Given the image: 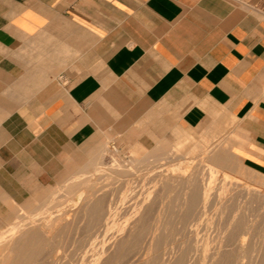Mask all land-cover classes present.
Listing matches in <instances>:
<instances>
[{"label":"crops","instance_id":"0c3cea01","mask_svg":"<svg viewBox=\"0 0 264 264\" xmlns=\"http://www.w3.org/2000/svg\"><path fill=\"white\" fill-rule=\"evenodd\" d=\"M127 123L264 174V0H0V234Z\"/></svg>","mask_w":264,"mask_h":264},{"label":"rangeland","instance_id":"374dc122","mask_svg":"<svg viewBox=\"0 0 264 264\" xmlns=\"http://www.w3.org/2000/svg\"><path fill=\"white\" fill-rule=\"evenodd\" d=\"M141 126H146L145 122ZM127 127H129V128L126 129ZM130 127H131V125L127 123V124L124 125L125 129L123 131H121V132L119 131L115 135L113 134L111 137L109 136L106 139H104L100 135L95 140H92L89 143L88 146L86 144L80 150L81 152H84V154H81L79 156V158L76 160L75 168L73 169L72 173L69 172L68 176H64V178L62 180H60V182L56 186L51 187L48 190H46L44 192V194L42 195V197L40 198V200H37V201L31 200L26 205L22 206L20 208V210L18 211V213L4 227V229L2 231L3 233L0 234V235H2V237L0 236V240L2 238L6 239V236H7V239H11V240H13L14 239L13 237H15V240H16V239H18V237H20V235L24 234L23 232H25V230H27V228L32 227V225H35L36 223L40 222V220L42 221L43 218L48 217V215L51 216V215L57 214V213H59V211L68 208L70 205H72L73 201L77 200V195L75 196V195L66 194V192L69 189V187L67 185L70 186V184L74 183V181H75V183H77L76 181H81V179L91 178V179L95 180L94 188L93 187H89L90 189L88 188V190H91V188H92L91 191H96L95 189H97L99 194L96 191L97 193L94 192L95 195L97 194L98 195V196L96 195L97 197L100 196L101 198H103V200H104V204L103 205H104L105 210H106L107 207L111 208V210H112L111 212H109L110 210H107V212H106V213H110V214H108L105 217H103L98 222V225L93 228L92 232L89 233L91 235H89V234H87V229H88L87 228V223L89 222V220L86 217L83 218L82 212H78L77 216L76 215L75 216H71L72 212H69L68 213V217H69L68 219L69 220H66L67 225L63 228V231L61 232V234H64L63 232H65V234L64 235L59 234L57 236V239L54 236L53 237L51 236L52 238L48 237V239H50V241L48 240V242H49L48 246H47V244H46V247L44 246L45 247V249H44L45 251L44 250L42 251V253H41L42 257L41 258H37V259H33L32 260L33 264L34 263L35 264L36 263H38V264H58L59 263L60 264L61 263L60 260H62L61 264H67V263L64 262L65 261L64 260L65 255H66V257H65L66 260L69 257H71V258L72 257L73 258L76 257V259L74 258V260L78 259V261H79V263H77L78 261H74L73 259L69 258V260H67L69 263L72 261V262H74L73 264H81V261L79 259V257H80L79 255H81L82 252H81V249L79 248L78 244L80 245L82 240L86 241L87 235L89 236V238L87 237L88 238L87 241H88L89 239L90 240H92V239L94 240V238L96 239V237L99 234H101L100 236L102 238L100 236H98L96 240L97 241L100 240V239L103 240V241L101 240V244H100V241H98L99 245L102 246V243H103V245L104 244L105 245L106 244L107 245L110 244L108 246V248H107L108 250L105 253L106 255L103 256V258L105 257V260H108V261H106L108 264H115V263L116 264H127V263L128 264H141V263L145 264L146 263L145 260H146V256H147L146 255L147 254V246L146 245H148V242H149L150 238L152 237V232L151 231H153V229H154L155 221L157 220L155 217H157V215L159 216V222H160V219H161V222H160L161 224L159 223L158 232H159L160 236H164V238L160 237L163 241L161 240V243L159 245V251H160V253H163V252L165 253L166 252L165 250H167L165 248V245H167L166 246L167 248L169 247L168 251L169 250L172 251L171 249L173 248L172 254L170 252H168L171 256L168 253H165V255H166V257H169V256L172 257L173 256L172 258L175 257V259L178 258L181 255L180 258L182 257V260H183V261H181V259H179L181 261V264L184 261L185 262L183 264H186V262H187V264L188 263L189 264H199L200 263L199 261H201V260L202 261L205 260V263L203 261L200 264H207L208 262L210 264L211 263V261H210L211 257L210 256L212 254L211 252H213L212 248L216 247L220 242H223V240L221 241V239H220L221 237L222 238L226 237L224 239L226 241L223 242V244L226 243V242L227 243L230 242L229 244L226 243L227 246L225 248H227V251L228 250L229 251L228 252L226 251L225 255H223L224 258L221 257V261H222V259L227 260L226 256L228 258V256L230 255V258H231V259L229 258L231 260L230 264H234V263H236L235 262L236 261L235 258H238V253H237L236 250H234V251L232 250V247L234 249V241L233 240L235 238L237 239L239 237V235H241L240 237L246 238V246L248 245V247H247V251L241 257H239V259H238L240 262L243 261L244 263L243 262L239 263V261L237 260L238 262L236 264H264L263 263L264 262V244H263L264 243V238H263L264 235H262V234H264V208H263L264 207V200H263L264 197L261 198V197L254 196V198H253V196H248V195H245V194L241 193V191H242L241 189H243L244 186H248L249 188H258L259 190L264 191V186H263L264 174L259 172V171L253 170L252 168L247 167L241 160H237L238 157L236 155H234V153L232 152L231 148L228 145V142L225 139H223V138L219 139V136L216 134V132L211 133V132H209V131H207L205 129H202V130H199V129L198 130L197 129H183V128H179L176 123H172L169 126L166 125L167 130H162L161 129V130L152 131L150 133L151 134L150 137H148L146 131H144V130L135 131V130H131ZM208 134H210V135H208ZM104 142H106L107 148H106V151L104 152V154H102L103 156L101 155V159L102 158L103 159L102 160L100 159V163L97 166V168L96 169H91V170L84 169L85 168V164L88 161L89 156L91 154H93V152H96V151H98L99 148H101V146L100 147L99 146L96 147L95 145L99 144V143L102 144ZM194 144L198 145L197 148L195 149V151L193 153L187 154L186 150H188V148H189L188 146L191 147ZM202 144L203 145L204 144H208V145L214 144V145L210 146L212 150L219 149V148L221 149V148L225 147L226 150H227V153H229L228 155L230 157H232L235 161H238L240 165L238 167L235 166V168L233 170H229V172L232 171V173H229L228 170H225L223 168L222 169L221 168L219 169V167L216 168V173L213 174V176H212V178L210 180V182H211L210 183V189L211 190H209L210 191L209 193H210V195L212 194V198L213 199L210 198V200H208L209 201L208 204L206 202L207 205H204V207L201 208V209L205 208L207 211L206 210H204V211L203 210H199L200 213H202V214L204 213V215H202V214L199 215V216L197 215V218L201 216L200 217L201 219L200 218H198V219L196 218L195 219L196 221H198L200 219L199 220L200 222L198 221V224L199 223H202V224H200L199 228H197V226H196L197 222L193 220V221H191L192 224H193V226H192L193 228L190 226V225H192L190 223H189L190 224L189 227L187 226L185 228V226L182 225L183 222L181 220L182 219V211L179 209V206H180L179 200L181 199V198H179V196L181 197L182 192H183V190L185 188H184V186L181 183L180 184L179 183L178 184H171L168 181L164 182V179H162V177L159 176V173L160 174H165L167 172L174 171V169H179V170L182 169V170H184L185 168H187L189 170V173L197 175V177H198V178L196 177L197 179L206 178L207 177L206 175H208V171H209L208 170V166L210 165V163L208 161H206V160L209 159V156L204 153L205 151L203 153H201V149L203 148ZM161 147L164 148L163 149V151H164L163 157L161 156V154H159V152H160L159 149ZM137 149H143L144 153L136 154V150ZM88 151H90L92 153L90 155H87ZM137 158H138L139 161L137 160ZM161 158H165V159H161ZM155 159H156L157 162L155 161ZM202 159L205 160V161H202ZM134 160H137V161H134ZM159 163L162 164V166H160L161 168L159 167V165H160ZM206 165H208V166H206ZM83 166H84V168H83ZM161 169H162V171H160ZM217 169H219L220 171L217 170ZM121 170L122 171L124 170V172H122ZM236 170H237V173H236ZM250 170H251V172H250ZM218 171L220 172V174L222 176L225 175L226 179L228 178V181L226 180L227 182L223 181V179H222L223 177L219 176L220 174H219ZM111 172H113V173L111 174ZM176 172H178V171H176ZM221 172H225V173L223 174ZM203 173H204V175H203ZM226 173H228L229 175L226 174ZM115 174H117V175H115ZM237 174L239 175V177H238ZM259 174H261V175H259ZM99 175H101V176H99ZM235 175H237V176H235ZM215 176H216V178H215ZM239 178H241V179H239ZM242 178L243 179L245 178L244 179L245 181H243ZM220 179L223 181L224 184H222L221 181H219V182L217 181V180H220ZM240 180H242L243 182L240 181ZM71 181H73V182H71ZM130 181H131V183H130ZM160 181L163 182L164 186L162 184H160V183H162ZM234 181H236L237 182L236 184H239L240 187L238 185L236 186L234 184ZM261 181H262V183H261ZM220 182H221L222 186L219 185ZM228 182H230V185L228 184ZM214 183L215 184L217 183V185L215 186ZM250 183H252V184H250ZM211 184H212V186H211ZM218 185H219V188H218ZM232 185H234L233 187H235V188H233ZM251 185H253V186H251ZM254 185H256V186H254ZM260 185H262V186H260ZM170 186H172V187L170 188ZM227 186L232 187V189L227 187ZM237 187H238V189H237ZM222 189L224 191H225V189H228V190L225 191V192L228 191L227 192L228 194H226ZM78 190L85 192V190H87V186H82L81 188L78 187ZM125 190H126V192H125ZM154 191L157 192V195L153 194ZM158 192H161V193H158ZM101 193L106 195V197H104V195H102ZM127 193H129V194H127ZM162 193L164 194V196H161V195H163ZM148 194H150V195L152 194V196L154 195L155 202L153 204L155 206H153V204H152L150 209L149 210L147 209V213H148L147 217L148 216L149 217L148 218L146 217L147 220H144V222L146 223V224L144 223V225H146V231L140 237H138V239L136 241H133V239H134L133 236L128 237V241L129 242L131 241L130 243L134 242L132 244V245H134L133 247H131L132 245L129 242H126V243H129V244H126V243H124L125 245L122 244L121 245L122 247L119 246L120 245V242H118L119 239H120L121 242L125 241L126 236H127V231H124L123 232L124 234L123 233L119 234L121 226H124L125 224H127V222L128 223L131 222V221L134 222L137 219V217H134L135 215H133L134 209L137 206L136 204L139 201H141ZM159 194H160V196H159ZM239 194H241L243 196V198ZM68 195H70V198L68 197ZM127 195H128V198H126ZM217 195H219V196L223 195V196H221L222 199H220L219 196H218V200H217L216 199ZM226 195H227V197H226ZM236 195H237L238 199L236 198ZM244 195H245V198H244ZM224 197H226V198H224ZM229 197L230 198L232 197V198L229 199ZM234 198H236V199H234ZM241 198L244 201V202L242 201L243 203L239 202V201H241ZM259 198L262 201H260ZM225 199H227V200H225ZM244 199H246V200L250 199V201L246 203V201ZM251 200H252V202H251ZM163 201H164V203H163ZM166 201L169 202V203H167ZM215 201L216 202L219 201V203L216 205ZM226 201H228L227 204L229 203L228 205H230V207L227 204L224 205V203H226ZM235 201H237L239 203L236 204ZM211 203H213L214 205L211 204ZM54 204H56V205H54ZM167 204H169V206ZM209 204H211L210 205L211 207L208 206ZM221 204H223V205H221ZM225 206H227V207H225ZM238 206H240L241 209H240V207L238 208ZM206 207H209V209L206 208ZM224 207H225V209H224ZM229 208L230 209L232 208L231 211H228V210H230ZM237 208H238V213L241 210L239 214L235 213ZM163 210H164L165 213L162 212ZM159 211H161V212H159ZM166 212H167V214H166ZM152 213H153V215H152ZM242 214H243V216H242ZM113 215L115 216L114 217L115 220L114 219H110V217L112 218ZM154 215H156V216L154 217ZM237 215H238V217H236ZM107 216H108V218H107ZM152 216L156 220H154V218ZM233 216L236 217L237 219L235 218L236 219L235 220L233 218ZM77 217H78V219H77ZM243 217H244V219L247 222L244 221ZM105 218H107L108 222H104V220L107 221ZM240 218L243 219V220H241ZM33 219H35V220H33ZM109 219L112 220L113 222H110ZM231 220H233L234 223ZM206 221H207V223H209V225L206 223ZM230 221L232 222V224L234 226L231 225ZM81 222H83V223L81 224ZM84 222H87V223H84ZM114 222H115V225L117 227L114 226ZM237 222H239V226H238ZM109 223H111V224H109ZM112 223H113V225H112ZM228 223H230V224H228ZM235 223H236V225H235ZM246 223L249 224L250 226L247 225ZM15 225L17 226L15 231L13 232V234H10L11 233L10 228H12ZM219 225H220V227H219ZM242 225H244V226H242ZM227 226L232 227V228H229ZM235 226H237L236 227L237 230H235ZM240 226L242 227V229H246V231L243 230L246 233H244L241 230ZM83 227L85 228V230H84ZM243 227H245V228H243ZM24 228H25V230H24ZM112 228H115V229L119 228V229L116 231V230H114ZM196 228H197V231H196ZM224 228H226V229L224 230ZM239 228H240V230H239ZM100 229L103 232H105L104 230H106V233H101L102 231H100ZM183 229L184 230L186 229L187 232L183 231ZM194 229H195V231H194ZM227 229H229V230H227ZM230 229H231V233H233V234H228V233H230ZM17 230H18V232H17ZM115 231H116L117 234L115 233ZM239 231H241V232H239ZM258 231H260V232H258ZM110 232H113L114 234L110 235L111 234ZM196 232H197V234H196ZM223 232H225V233H223ZM93 233L95 234V237L93 236L94 235ZM96 233H98V234H96ZM239 233H241V234H239ZM242 233L246 234L247 237H246V235L244 237V234H242ZM76 234H77L78 237L79 236L80 237L78 238L76 236ZM84 234H87V235H84ZM103 234H105V235H103ZM106 234H108L107 235V236H109L108 238L106 237ZM115 234H116V236H115L116 239L119 238L118 241L112 237ZM222 234H223L224 237L222 236ZM228 235H230V236H228ZM234 235H235V237L233 238ZM103 236H105V237H103ZM82 237H84V238H82ZM123 237H125V238H123ZM104 238L106 240L108 239L109 242L113 243V246H111V243H109L108 241L104 240ZM122 238L124 240H122ZM183 239H184V241H183ZM190 239L192 240V242L190 241ZM166 240H167V242H166ZM201 240L206 245V247L204 246L205 248L202 246L203 243H201L202 242ZM204 240L208 241L207 244H206V242ZM248 240H250V243L247 242ZM254 240L256 241V243L253 242ZM72 241H74L73 243H75V244L71 243ZM115 241H117L118 243L115 242ZM142 241H144V242H142ZM165 242L167 244H165ZM70 243H71L72 246H75L74 247L75 250L71 251L74 248L70 245ZM115 243L118 244L117 247H116ZM258 243H261L262 247H259V246H261V244H258ZM168 244H171V245H168ZM226 244H224V245H226ZM249 244H250L251 247H255L256 246V248L255 249L251 248L249 246ZM253 244H256V245L253 246ZM99 245H97V247ZM183 245L185 247H182ZM176 247H178V248H176ZM183 248H185V249H183ZM201 248H203V251H202ZM206 248H207V250H206ZM208 248L210 249L209 250L210 253L208 252ZM258 248H259V250H258ZM126 249H128V250H126ZM129 249H131V250H129ZM136 249H137V251H136ZM186 249L189 250V254H191V252H194L192 254H195L196 260H195L194 256H190L187 253ZM252 249H253V251H256V252L255 253L252 252ZM185 250H186V252H184ZM230 250H231V252H230ZM260 250H262V251H260ZM128 251H129V253H128ZM179 251L183 252V253L181 254ZM206 251L209 254H207ZM176 252H179V253L177 254ZM195 252L198 253V254H196ZM173 253H175V254H173ZM202 253L203 254L205 253V255H209L208 258L207 257H202V256H205ZM232 253H233V255H235L234 259H233L234 256L232 255ZM186 254L189 255L190 257H194V259L191 258L192 261H189L191 259L189 258V256L187 257ZM68 255H69V257H67ZM185 255H186L187 258L185 257ZM58 256L60 257V260H59V258H57ZM231 256H233V257H231ZM54 258H56V259L54 260ZM184 259H186L187 261L184 260ZM229 259H228V264H229ZM217 261H218L217 264H219V263L225 264L223 262H226V261H222L221 262L220 260H217ZM215 263H213V264H215ZM226 264H227V262H226Z\"/></svg>","mask_w":264,"mask_h":264},{"label":"bare ground","instance_id":"6f19581e","mask_svg":"<svg viewBox=\"0 0 264 264\" xmlns=\"http://www.w3.org/2000/svg\"><path fill=\"white\" fill-rule=\"evenodd\" d=\"M209 133V132H208ZM208 135H210V134H208ZM216 136V135H215ZM206 140V139H205ZM209 141V140H208ZM191 145V144H190ZM200 145V144H199ZM203 145V144H202ZM211 145H214V144H210V145H203V148L201 149V153H203L204 151V153L205 154H207L208 156H209V159L208 160H206V161H208L209 163H210V165L208 166V165H206V166H208V175H206L207 177L206 178H202V179H197L198 177H197V175H195V174H191V173H189V170L187 169V168H183L184 170H179V169H174V171H171V172H167V173H165V174H160L159 173V176L160 177H162V179H164V182H169V183H171V184H182L183 186H184V190H183V192H182V195H181V197L179 196V198H181L180 200H179V204H180V206H179V209L182 211V222H183V224L182 225H184L185 226V228L188 226L189 227V225L190 224H192V222L191 221H196L195 219L197 218V215L199 216V215H201L202 213H200V211L199 210H206L205 208L204 209H201L202 207H204V205H207L208 204V200H210V198H212V194L210 195V191L209 190H211L210 189V180H211V178H212V176H213V174H215L216 173V168L217 167H219V169L221 168H223V169H225V170H228V172H229V170H233L234 168H235V166H239L240 164H239V162L238 161H235L232 157H230L228 154L229 153H227V150H226V148L225 147H223V148H219V149H214V150H212L211 149ZM197 144H194V145H192L191 147L190 146H188L189 148H188V150H186L187 152V154H190V153H193L194 151H195V149L197 148ZM201 146V145H200ZM199 146V147H200ZM106 148H107V146L105 147V148H103L100 152H98L96 155H94L92 158H91V160L88 162V163H86L85 164V168H84V166H83V168L84 169H86V170H91V169H96L97 168V166L99 165V163H100V159H101V155L102 154H104V152L106 151ZM163 149L164 148H160L159 149V154H161V156L163 157V154H164V151H163ZM229 151V150H228ZM138 153H144V151H143V149H137L136 150V154H138ZM185 153V154H186ZM158 154V153H157ZM171 154V153H170ZM103 156V155H102ZM103 159V158H102ZM101 159V160H102ZM161 159H165V158H161ZM137 160H138V158H137ZM137 160H134V161H137ZM237 160H240L239 158H237ZM139 161V160H138ZM155 161H156V159H155ZM163 161V160H162ZM179 161V160H178ZM201 161V160H200ZM202 161H205V160H203L202 159ZM103 162V161H102ZM154 162V161H153ZM157 162V161H156ZM164 162V161H163ZM207 162V163H208ZM241 162V161H240ZM137 163V162H136ZM162 163V162H161ZM201 163V162H200ZM208 163V164H209ZM102 164V163H101ZM157 164V163H156ZM160 164V163H159ZM158 164V165H159ZM157 165V166H158ZM202 165V164H201ZM156 166V167H157ZM160 166H162V164H160L159 165V167ZM199 167V166H198ZM108 168V167H107ZM161 168V167H160ZM166 168V167H165ZM203 168V167H202ZM142 169V168H141ZM164 169V168H163ZM207 169V168H206ZM205 169V170H206ZM219 169H217V170H219ZM241 169V168H240ZM248 169V168H247ZM108 170V169H107ZM137 170V169H136ZM148 170V169H147ZM152 170V169H151ZM178 171V172H176V171ZM81 171V170H80ZM111 171V170H110ZM113 171V170H112ZM116 171V170H115ZM122 171V170H121ZM160 171H162V169L160 170ZM220 171V170H219ZM218 171V172H219ZM222 171V170H221ZM78 172V171H77ZM82 172V171H81ZM122 172H124V170L122 171ZM139 172V171H138ZM242 172V171H241ZM244 172V171H243ZM250 172H251V170H250ZM113 172H111V174H112ZM193 173V172H192ZM221 173H225V172H221ZM229 173H232V171L231 172H229ZM234 173V172H233ZM236 173H237V170H236ZM219 174H220V172H219ZM226 174H228V173H226ZM102 175V174H101ZM101 175H99V176H101ZM106 175V174H105ZM115 175H117V174H115ZM203 175H204V173H203ZM229 175V174H228ZM227 175V176H228ZM238 175V174H237ZM237 175H235V176H237ZM252 175V174H251ZM254 175V174H253ZM259 175H261V174H259ZM98 176V177H99ZM109 176V175H108ZM220 177L222 176L221 174L219 175ZM247 176V175H246ZM197 177V178H196ZM223 178V181H225V182H227L228 181V178L226 179V177H225V175H223L222 176ZM238 177H239V175H238ZM103 178V177H102ZM118 178V177H117ZM154 178V177H153ZM215 178H216V176H215ZM218 178V177H217ZM230 178V177H229ZM247 178V177H246ZM252 178V177H251ZM123 179V178H122ZM219 179V178H218ZM232 179V178H231ZM230 179V180H231ZM239 179H241V178H239ZM243 179V178H242ZM245 179V178H244ZM243 179V181H245ZM257 179V178H256ZM76 180V179H75ZM114 180V179H113ZM117 180V179H116ZM119 180V179H118ZM227 180V181H226ZM248 180V179H247ZM262 180V179H261ZM159 181V180H158ZM157 181V182H158ZM218 182L219 181H221L222 182V184H224L223 183V181L220 179V180H217ZM237 181V180H236ZM236 181H234V184L237 186H239V184H236L237 182ZM240 181H242V180H240ZM242 181V182H243ZM71 182H73V181H71ZM77 183H75V181H74V183H72V184H70V186L69 185H67L68 187H69V189H68V193L66 192V194H70V195H77V200H75V201H73V203H72V205H70L68 208H66V209H64V210H61V211H59V213H57V214H54V215H51V216H49L48 215V217H46V218H43L42 219V221L40 220V222H38V223H36L35 225H32V227H29V228H27V230H25V228H24V230H25V232H23L22 234L23 235H20V237H18V239H16L15 240V237H13L14 239L13 240H11V239H7V236H6V239L5 238H2L1 240H0V264H33L32 263V260L33 259H37V258H41L42 256H41V253H42V251L45 249V247H46V244H47V246H48V244H49V242H48V240L50 241V239H48V237H55L56 239H57V236L59 235V234H61V232L63 231V228L67 225V222H66V220H69L68 218V213L69 212H72V215L71 216H77V214H78V212H82V214H83V218L84 217H86L88 220H89V222L87 223V222H84V223H87V234H89V233H91L92 232V230H93V228L94 227H96L97 225H98V222L103 218V217H105L106 215H108V214H110V213H106L107 212V210H110L109 212H111L112 210H111V208H109V207H107L106 208V210H105V208H104V200H103V198H101L100 196L99 197H97L96 195H95V193H97L98 191H97V189H95L96 191H91L92 190V188H91V190H88V188L89 187H93L94 188V183H95V180L94 179H91V178H86V179H81V181H76ZM127 182V181H126ZM160 182H162V181H160ZM221 182H220V184L219 185H221ZM248 182V181H247ZM246 182V183H247ZM130 183H131V181H130ZM146 183V182H145ZM240 183V182H239ZM261 183H262V181H261ZM158 184V183H157ZM160 184H162L163 185V182L162 183H160ZM215 184V183H214ZM226 184V183H225ZM228 184L230 185V182H228ZM227 184V185H228ZM242 184V183H241ZM244 184V183H243ZM250 184H252V183H250ZM258 184V183H257ZM260 184V183H259ZM159 185V184H158ZM217 185V183L215 184V186ZM219 185H218V188H219ZM82 186H87V190H85V192H83V191H80V190H78V187H82ZM131 186V185H130ZM136 186V185H135ZM149 186V185H148ZM164 186V185H163ZM173 186V185H172ZM172 186H170V188L172 187ZM211 186H212V184H211ZM222 186V185H221ZM226 186V185H225ZM224 186V187H225ZM234 185H232V187H233ZM251 186H253V185H251ZM254 186H256V185H254ZM258 186V185H257ZM260 186H262V185H260ZM263 186H264V181H263ZM227 187H229V186H227ZM232 187H229V188H231L232 189ZM240 187V186H239ZM163 188V187H162ZM165 188V187H164ZM221 188V187H220ZM233 188H235V187H233ZM261 188V187H260ZM263 188V187H262ZM66 189V190H67ZM90 189V188H89ZM237 189H238V187H237ZM223 190V189H222ZM226 190H228V189H225V191ZM242 191H241V193H243V194H245V195H248V196H253V198H254V196H257V197H264V191H261V190H259L258 188H249L248 186H244L243 187V189H241ZM263 190V189H262ZM130 191V190H129ZM153 191V190H152ZM157 191V190H156ZM218 191V190H217ZM224 191V190H223ZM224 191V192H225ZM232 191V190H231ZM234 191V190H233ZM236 191V190H235ZM95 192V193H94ZM125 192H126V190H125ZM139 192V191H138ZM155 192V191H154ZM153 192V194H155V195H157V192H155L154 193ZM219 192V191H218ZM217 192V193H218ZM228 192V191H227ZM227 192H225L226 194H228ZM131 193V192H130ZM150 193V192H149ZM158 193H161V192H158ZM170 193V192H169ZM233 193V192H232ZM231 193V194H232ZM98 194H99V192H98ZM102 194V193H101ZM126 194V193H125ZM127 194H129V193H127ZM163 194V193H162ZM178 194V193H177ZM221 194V193H220ZM223 194V193H222ZM230 194V195H231ZM236 194V193H235ZM70 195H68V197L70 198ZM102 195H104V194H102ZM210 195V196H209ZM225 195V194H224ZM234 195V194H233ZM239 195H241V194H239ZM245 195H244V198H245ZM59 196V195H58ZM159 196H160V194H159ZM158 196V197H159ZM161 196H164V194L163 195H161ZM218 196L219 195H217L216 197V199L218 200ZM221 196H223V195H221ZM221 196H219V198L220 199H222L221 198ZM242 196V195H241ZM240 196V197H241ZM72 197V196H71ZM104 197H106V195H104ZM157 197V198H158ZM226 197H227V195H226ZM226 197H224V198H226ZM235 197V196H234ZM256 197V198H257ZM68 198V199H69ZM126 198H128V195H127V197ZM132 198V197H131ZM138 198V197H137ZM156 198V199H157ZM167 198V197H166ZM165 198V199H166ZM223 198V199H224ZM232 198V197H231ZM230 197H229V199H231ZM236 198L238 199V197H237V195H236ZM236 198H234V199H236ZM242 198H243V196H242ZM241 198V201H239V202H242L243 201V199ZM249 198V197H248ZM65 199V198H64ZM119 199V198H118ZM213 199V198H212ZM211 199V200H212ZM215 199V200H216ZM228 199V198H227ZM227 199H225V200H227ZM252 199V198H251ZM139 200V199H138ZM137 200V201H138ZM224 200V201H225ZM233 200V199H232ZM231 200V201H232ZM245 201H246V203L247 202H249L250 201V199L248 200H246V199H244ZM259 200L260 201H262L260 198H259ZM264 200V199H263ZM72 201V200H71ZM115 201V200H114ZM125 201V200H124ZM165 201V200H164ZM164 201H163V203H164ZM222 201V200H221ZM220 201V202H221ZM229 201V200H228ZM228 201H226V203H224V205L225 204H227V202ZM230 201V202H231ZM111 202V201H110ZM113 202V201H112ZM155 202V197H154V195L152 196V194L150 195V194H148L147 196H145L141 201H139L136 205V208L134 209V213H133V215H135L134 217H137V219L134 221V222H127V224H125L124 226H121V229H120V232H119V234H122L124 231H127V236H126V239H125V241H120V239L119 238H117L116 239V231L119 229H115V228H112V229H114V230H116L115 231V235L114 236H112L114 239H116L117 241H118V239H119V241L118 242H120V245L119 246H121L122 244H124V243H126V242H129L128 241V237H131V236H133V241H136L137 239H138V237H140L145 231H146V225H144V220H147L146 219V217H147V215H148V213H147V209L149 210L150 209V207L152 206V204ZM167 202V201H166ZM206 202H207V204H206ZM216 202V201H215ZM223 202V201H222ZM221 202V203H222ZM236 202V204L237 203H239V202H237V201H235ZM244 202V201H243ZM242 202V203H243ZM251 202H252V200H251ZM116 203V202H115ZM167 203H169V202H167ZM171 203V202H170ZM177 203V204H178ZM219 203V201H217L216 202V205ZM232 203V202H231ZM57 204V203H56ZM56 204H54V205H56ZM172 204V203H171ZM211 204H213V203H211ZM211 204H209L208 206H210ZM229 204V203H228ZM227 204V205H228ZM245 204V203H244ZM110 205V204H109ZM134 205V204H133ZM168 206H169V204H167ZM214 205V204H213ZM221 205H223V204H221ZM232 205V204H231ZM239 205V204H238ZM107 206V205H106ZM153 206H155L154 204H153ZM229 207H230V205H228ZM233 206V205H232ZM134 207V206H133ZM166 207V206H165ZM211 207V206H210ZM213 207V206H212ZM225 207H227V206H225ZM225 207H224V209H225ZM235 207V206H234ZM240 206H238V208H239ZM250 207V206H249ZM53 208V207H52ZM172 208V207H171ZM206 208H208L209 209V207H206ZM238 208H237V210H236V212L235 213H237V214H239L240 213V211H239V213H238ZM248 208V207H247ZM264 208V207H263ZM177 209V208H176ZM228 209V208H227ZM230 209V208H229ZM232 209V208H231ZM231 209L230 210H228V211H231ZM240 209H241V207H240ZM42 210V209H41ZM53 210V209H52ZM159 210V209H158ZM217 210V209H216ZM223 210V209H222ZM234 210V209H233ZM254 210V209H253ZM114 211V210H113ZM154 211V210H153ZM169 211V210H168ZM179 211V210H178ZM202 211V212H203ZM207 211V210H206ZM149 212V211H148ZM159 212H161V211H159ZM162 212H164V210L162 211ZM174 212V211H173ZM177 212V211H176ZM222 212V211H221ZM233 212V213H234ZM243 212V211H242ZM256 212V211H255ZM116 213V212H115ZM165 213V212H164ZM244 213V212H243ZM247 213V212H246ZM74 214V215H73ZM151 214V213H150ZM166 214H167V212H166ZM181 214V213H180ZM152 215H153V213H152ZM202 215H204V213L202 214ZM222 215V214H221ZM230 215V214H229ZM234 215V214H233ZM236 215V214H235ZM241 215V214H240ZM247 215V214H246ZM80 216V215H79ZM156 215H154V217H155ZM242 216H243V214H242ZM248 216V215H247ZM253 216V215H252ZM110 217V216H109ZM114 215L112 216V218L110 217V219H114ZM133 217V216H132ZM149 217V216H148ZM147 217V218H148ZM153 217V216H152ZM151 217V218H152ZM153 217V218H154ZM201 217V216H200ZM200 217H198V218H200ZM236 217H238V215L236 216ZM236 217H234L233 216V218L235 219ZM240 217V216H239ZM22 218V217H21ZM73 218V217H72ZM75 218V217H74ZM81 218V217H80ZM107 218H108V216H107ZM107 218H105L106 220H107ZM157 220H156V219ZM154 218V220H156L155 221V225H154V229H153V231H151L152 232V237L150 238V240H149V242H148V245H146L147 246V256H146V263L145 264H181V261H183L182 260V257L180 258V256L178 257V258H176L175 259V257L174 258H172V257H170L171 255L168 253V252H170L171 254H172V252H173V248L171 249L172 251H168V249H169V247L167 248L166 246L167 245H165V244H167L166 242H167V240H166V242H165V248L167 249V250H165L166 252L165 253H168L170 256L169 257H166V255H165V253L163 252V253H160V251H159V245H160V243H161V238L163 237L164 238V236H160V234H159V232H158V230H159V223L161 222V219H160V222H159V216L157 215V217H155ZM197 218V219H198ZM232 218V217H231ZM248 218V217H247ZM77 219H78V217H77ZM76 219V220H77ZM109 219V220H110ZM201 219V218H200ZM199 219V220H200ZM229 219V218H228ZM237 219V218H236ZM235 219V220H236ZM241 219V218H240ZM243 219H244V217H243ZM243 219H241V220H243ZM33 220H35V219H33ZM87 220V221H88ZM115 220V219H114ZM173 220V219H172ZM198 220V221H199ZM83 221V220H82ZM198 221H196L197 222V224H198ZM208 221V220H207ZM207 221H206V223H207ZM232 222H233V220H231ZM230 221V223H231V225H233L232 224V222ZM239 221V220H238ZM244 221H246L245 219H244ZM258 221V220H257ZM70 222V221H69ZM79 222V221H78ZM104 222H108V220L107 221H105L104 220ZM110 222H113L112 220H110ZM195 222V223H196ZM200 222V221H199ZM203 222V221H202ZM226 222V221H225ZM247 222V221H246ZM33 223V222H32ZM83 222H81V224H82ZM180 223V222H179ZM190 223V224H189ZM230 223H228V224H230ZM234 223V222H233ZM238 223V226H239V222H237ZM241 223V222H240ZM243 223V222H242ZM109 224H111V223H109ZM146 224V223H145ZM161 224V223H160ZM180 224V225H181ZM196 224V226H197V228H199V226H200V224H202V223H199L198 225ZM208 225H209V223H207ZM247 224V223H246ZM30 225V224H29ZM112 225H113V223H112ZM175 225V224H174ZM195 225V224H194ZM223 225V224H222ZM235 225H236V223H235ZM247 225H249V224H247ZM110 226V225H109ZM114 226H116L115 225V222H114ZM173 226V225H172ZM183 226V227H184ZM191 227L193 226V224L192 225H190ZM218 226V225H217ZM234 226V225H233ZM242 226H244V225H242ZM250 226V225H249ZM16 225L15 226H13L12 228H10V231H11V233L10 234H13V232L15 231V229H16ZM19 227V226H18ZM25 227V226H24ZM27 227V226H26ZM100 227V226H99ZM117 227V226H116ZM151 227V226H150ZM195 227V226H194ZM205 227V226H204ZM219 227H220V225H219ZM224 227V226H223ZM227 227H229V226H227ZM237 226H235V230H237V228H236ZM241 227V226H240ZM71 228V227H70ZM84 228V227H83ZM193 228V227H192ZM197 228H196V231H197ZM229 228H232V227H229ZM234 228V227H233ZM243 228H245V227H243ZM252 228V227H251ZM102 229V228H101ZM100 229V231H102ZM226 228H224V230H225ZM8 230V229H7ZM84 230H85V228H84ZM190 230V229H189ZM199 230V229H198ZM216 230V229H215ZM220 230V229H219ZM223 230V231H224ZM227 230H229V229H227ZM239 230H240V228H239ZM241 230L243 231V230H245L246 231V229H242V227H241ZM248 230V229H247ZM260 230V229H259ZM21 231V230H20ZM65 231V230H64ZM75 231V230H74ZM105 232H101V233H106V230H104ZM181 231V230H180ZM183 231H185V232H187L186 231V229L184 230L183 229ZM194 231H195V229H194ZM218 231V230H217ZM245 231H243L244 233H246ZM262 231V230H261ZM17 232H18V230H17ZM95 232V231H94ZM192 232V231H191ZM239 232H241V231H239ZM258 232H260V231H258ZM3 233V232H2ZM1 233V234H2ZM21 233V232H20ZM64 234H65V232H63ZM108 233V232H107ZM111 234L110 235H112V234H114L113 232H110ZM126 233V232H125ZM172 233V232H171ZM182 233V232H181ZM180 233V234H181ZM223 233H225V232H223ZM244 233H242V234H244ZM64 234H61V235H64ZM87 234H84V235H87ZM94 234V233H93ZM96 234H98V233H96ZM109 234V233H108ZM108 234H106V237L108 238L109 236H107ZM124 234V233H123ZM196 234H197V232H196ZM228 234H233V233H231V229H230V233H228ZM239 234H241V233H239ZM250 234V233H249ZM248 234V235H249ZM259 234V233H258ZM262 234V233H261ZM9 235V234H8ZM43 235V236H42ZM73 235V234H72ZM83 235V236H84ZM89 235H91V234H89ZM101 234H99L98 236H100ZM103 235H105V234H103ZM201 235V234H200ZM226 235V234H225ZM245 235L246 234H244V237H245ZM254 235V234H253ZM262 235H264V234H262ZM1 237H2V235H0ZM10 236V235H9ZM76 236H77V234H76ZM94 237H95V234L93 235ZM97 236V235H96ZM97 236V237H98ZM122 236V235H121ZM184 236V235H183ZM192 236V235H191ZM206 236V235H205ZM222 236H223V234H222ZM228 236H230V235H228ZM241 235H239V237L235 240H233L234 241V249H233V247H232V250L234 251V250H236L237 251V253H238V258H235V255H233V253H232V255L234 256H231V257H233V259L235 258L236 259V263L239 261L238 259H239V257H241L246 251H247V247H248V245L246 246V238H243V237H240ZM252 236V235H251ZM255 236V235H254ZM259 236V235H258ZM5 237V236H4ZM51 237V238H52ZM78 237V236H77ZM80 237V236H79ZM78 237V238H79ZM86 237V236H85ZM87 237L89 238V236L87 235ZM86 237V241H84V240H82V242H81V244L79 245L78 244V246H79V248L81 249V255H79L78 257H79V259H80V261H81V264H108L106 261H108V260H105V257L103 258V256L104 255H106L105 253H106V251L108 250L107 248H108V246L110 245H103V243H102V246L101 245H99V242L98 241H100V244H101V240L102 239H100V240H96L97 239V237H96V239L94 238V240L92 239V240H88L87 241V238ZM92 237V236H91ZM101 237V236H100ZM103 237H105V236H103ZM111 237V236H110ZM161 237V238H160ZM224 237V236H223ZM235 237V235L233 236V238ZM246 237H247V235H246ZM82 238H84V237H82ZM102 238V237H101ZM123 238H125V237H123ZM122 238V240H124ZM149 238V237H148ZM191 238V237H190ZM217 238V237H216ZM226 238V237H225ZM225 238H220L221 239V241L223 240V242H225L226 240H224ZM232 238V239H233ZM260 238V237H259ZM264 238V237H263ZM69 239V238H68ZM77 239V238H76ZM110 239V238H109ZM219 239V240H220ZM248 239V238H247ZM250 239V238H249ZM253 239V238H252ZM262 239V238H261ZM67 240V239H66ZM74 240V239H73ZM104 240H106L105 238H104ZM143 240V239H142ZM170 240V239H169ZM200 240V239H199ZM68 241V240H67ZM103 241V240H102ZM106 241H108V239L106 240ZM117 241H115V242H117ZM141 241V240H140ZM163 241V240H162ZM183 241H184V239H183ZM188 241V240H187ZM190 241L192 242V240L190 239ZM194 241V240H193ZM197 241V240H196ZM202 241V240H201ZM205 241V240H204ZM260 241V240H259ZM263 241V240H262ZM48 242V243H47ZM66 242V241H65ZM70 242V241H69ZM74 241H72L71 243H73ZM109 242V241H108ZM107 242V243H108ZM117 242V243H118ZM131 242V241H130ZM129 242V243H130ZM142 242H144V241H142ZM173 242V241H172ZM206 242V244H207V242L208 241H205ZM215 242V241H214ZM223 242H220L216 247H214V248H212L211 246V248L213 249V252H211L212 254H211V259H210V261H211V263L213 264V263H215V264H217L218 263V261L217 260H220L221 261V257L222 258H224L223 257V255H225V253H226V251H227V248H225L226 246H227V244H229L230 242H226V243H224V244H226V245H224L223 244ZM247 242H249L250 243V240H248ZM253 242H255L256 243V241L254 240ZM51 243V242H50ZM71 243H70V245H71ZM106 243V242H105ZM109 243H111V242H109ZM117 243H115L116 244V247L118 246V244ZM129 243H126V244H129ZM134 243V242H133ZM133 243H130L131 245L133 244ZM201 243H203L202 244V246L204 247H206V245L204 244V242L202 241ZM217 243V242H216ZM252 243V242H251ZM73 244H75V243H73ZM77 244V243H76ZM147 244V243H146ZM194 244V243H193ZM198 244V243H197ZM258 244H261V243H258ZM264 244V243H263ZM97 245H99L98 247H97ZM125 245V244H124ZM138 245V244H137ZM168 245H171V244H168ZM216 245V244H215ZM254 245H256V244H253V246ZM45 246V247H44ZM50 246V245H49ZM72 246V245H71ZM106 246V247H105ZM111 246H113V243H111ZM115 246V245H114ZM134 245H132L131 247H133ZM213 246V245H212ZM249 246H250V244H249ZM51 247V246H50ZM56 247V246H55ZM73 248L75 247V246H72ZM122 247V246H121ZM124 247V246H123ZM127 247V246H126ZM182 247H185L184 245L182 246ZM199 247V246H198ZM204 247V248H205ZM251 247V246H250ZM259 247H262V244H261V246H259ZM49 248V247H48ZM60 248V247H59ZM113 248V247H112ZM141 248V247H140ZM164 248V247H163ZM164 248V249H165ZM176 248H178V247H176ZM187 248V247H186ZM251 248H256V246L255 247H251ZM58 249V248H57ZM111 249V248H110ZM115 249V248H114ZM132 249V248H131ZM131 249H129V250H131ZM183 249H185V248H183ZM197 249V248H196ZM202 249V251H203V248H201ZM262 249V248H261ZM73 250H75V248L74 249H72L71 251H73ZM126 250H128V249H126ZM181 250V249H180ZM187 250V253L189 254V250L188 249H186ZM186 250L184 251V252H186ZM193 250V249H192ZM191 250V251H192ZM205 250V249H204ZM206 250H207V248H206ZM210 249L208 248V252L210 253V251H209ZM258 250H259V248H258ZM45 251V250H44ZM136 251H137V249H136ZM140 251V250H139ZM183 251V250H182ZM212 251V250H211ZM229 251V250H228ZM227 251V252H228ZM260 251H262V250H260ZM69 252V251H68ZM76 252V251H75ZM78 252V251H77ZM124 252V251H123ZM127 252V251H126ZM180 252V251H179ZM179 252H176L177 254L179 253ZM230 252H231V250H230ZM252 252H256V251H253V249H252ZM71 253V252H70ZM128 253H129V251H128ZM181 254L183 253V252H180ZM192 253H194V252H191V254ZM196 253V252H195ZM206 253H207V251H206ZM209 253H207V254H209ZM80 254V253H79ZM173 254H175V253H173ZM189 254L190 256H194L195 257V254ZM196 254H198V253H196ZM203 254V253H202ZM228 254V253H227ZM230 254V253H229ZM260 254V253H259ZM74 255V254H73ZM110 255V254H109ZM165 255V256H164ZM187 255V254H186ZM186 255H185V257H186ZM189 255H187V257L189 256ZM203 255H205V253L203 254ZM71 256V255H70ZM177 256V255H176ZM189 256V258L191 259H194V257H190ZM208 256L209 255H205V256H202V257H207L208 258ZM65 257H66V255H65ZM65 257H64V262L65 263H67V264H73L74 262H72L71 260V262L69 263L67 260H69V258H71V257H69V255L67 256V257H69V258H67V260L65 259ZM77 257V258H78ZM91 257V258H90ZM108 257V256H107ZM112 257V256H111ZM118 257V256H117ZM186 257V258H187ZM252 257V256H251ZM45 258V257H44ZM57 258H59V260H60V257L58 256ZM75 259H76V257H74ZM74 258L72 257L71 259H73L74 260ZM188 258V259H189ZM230 258V255L228 256V258H227V256H226V259L227 260H224V259H222V261H226L227 262V264H228V259ZM258 258V257H257ZM56 258H54V260H55ZM110 259V258H109ZM179 259H181V261L179 260ZM192 259L191 260H189V261H192ZM231 259V258H230ZM229 259V264H230V260ZM46 260V259H45ZM184 260H186V259H184ZM195 260H196V257H195ZM238 260V261H237ZM48 261V260H47ZM61 261V263H62V260H60ZM59 261V262H60ZM67 261V262H66ZM74 261H78V259L77 260H74ZM119 261V260H118ZM187 261V260H186ZM194 261V260H193ZM199 261V260H198ZM204 261V263H205V260H203ZM202 260L201 261H199L200 263H202L203 262ZM221 261V262H222ZM233 261V260H232ZM56 262V261H55ZM58 262V261H57ZM185 262V261H184ZM184 262H182V264L184 263ZM226 262H223V263H225L226 264ZM243 262V261H242ZM242 262H240L239 261V263H242ZM260 262V261H259ZM60 263V264H61ZM77 263H79V261L77 262ZM124 263V262H123ZM140 263V262H139ZM193 263V262H192ZM196 263V262H195ZM199 263V264H200ZM210 263V264H211ZM233 263V262H232ZM236 263H234V264H236ZM244 263V262H243ZM255 263V262H254ZM264 263V262H263ZM35 264V263H34ZM36 264H38V263H36ZM59 264V263H58ZM116 264V263H115ZM128 264V263H127ZM142 264V263H141ZM186 264H187V262H186ZM189 264V263H188ZM207 264H209V262L207 263ZM219 264H222V263H219Z\"/></svg>","mask_w":264,"mask_h":264}]
</instances>
